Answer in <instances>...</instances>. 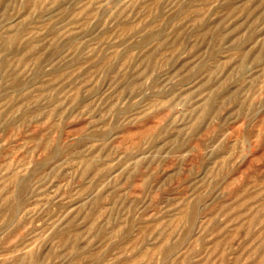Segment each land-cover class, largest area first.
Wrapping results in <instances>:
<instances>
[{
	"label": "rangeland",
	"instance_id": "obj_1",
	"mask_svg": "<svg viewBox=\"0 0 264 264\" xmlns=\"http://www.w3.org/2000/svg\"><path fill=\"white\" fill-rule=\"evenodd\" d=\"M0 264H264V0H0Z\"/></svg>",
	"mask_w": 264,
	"mask_h": 264
}]
</instances>
